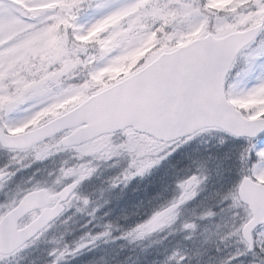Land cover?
Listing matches in <instances>:
<instances>
[{
	"label": "snow or ice",
	"instance_id": "snow-or-ice-1",
	"mask_svg": "<svg viewBox=\"0 0 264 264\" xmlns=\"http://www.w3.org/2000/svg\"><path fill=\"white\" fill-rule=\"evenodd\" d=\"M27 257L264 264V0H0V264Z\"/></svg>",
	"mask_w": 264,
	"mask_h": 264
},
{
	"label": "rangeland",
	"instance_id": "rangeland-1",
	"mask_svg": "<svg viewBox=\"0 0 264 264\" xmlns=\"http://www.w3.org/2000/svg\"><path fill=\"white\" fill-rule=\"evenodd\" d=\"M118 169L111 170L106 173V175H112L115 171ZM154 180V177H148L143 180L140 178H136L133 180L127 189H125V192L123 194V198L120 199L118 202L113 199V204L117 205V212H119L120 208L127 206V209L129 212L134 211L135 209L132 208V205H134L136 202H138L141 198H144L145 196V190L147 188L148 192H151L152 189L149 187L150 183ZM120 194L119 189H116L112 195L113 197H116ZM135 219V217H131L129 221H121V223H130L131 220ZM91 253H86V256H90ZM124 255H128L127 252L124 253ZM31 257H27L26 259L22 260L20 264H29V260Z\"/></svg>",
	"mask_w": 264,
	"mask_h": 264
}]
</instances>
